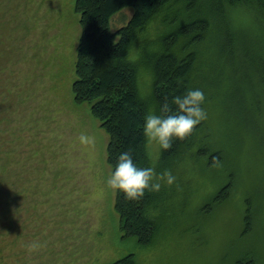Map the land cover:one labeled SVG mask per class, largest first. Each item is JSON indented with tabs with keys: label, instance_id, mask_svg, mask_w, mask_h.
Returning <instances> with one entry per match:
<instances>
[{
	"label": "rangeland",
	"instance_id": "rangeland-1",
	"mask_svg": "<svg viewBox=\"0 0 264 264\" xmlns=\"http://www.w3.org/2000/svg\"><path fill=\"white\" fill-rule=\"evenodd\" d=\"M75 7L76 0H0V182L9 185L1 192L10 195L12 215L4 263L110 264L133 255L136 264H264V92L255 70L231 66L217 41L222 26L187 49L196 55L190 84L204 93L207 119L172 163L159 167L161 148L148 147L152 168L171 170L176 184L153 192L156 233L142 246L123 238L116 191L106 186L109 135L91 105L75 101L82 32ZM124 13L114 19L117 29L131 17ZM162 19L151 21L131 61L146 45L149 53L160 50L176 27ZM226 25L236 44L245 38L264 47V31L245 13L231 11ZM185 45L180 40L176 52ZM141 65L139 95L154 113L149 66ZM81 133L94 136L95 146H82ZM217 156L221 166L213 168ZM34 242L45 246L29 253Z\"/></svg>",
	"mask_w": 264,
	"mask_h": 264
},
{
	"label": "trees",
	"instance_id": "trees-1",
	"mask_svg": "<svg viewBox=\"0 0 264 264\" xmlns=\"http://www.w3.org/2000/svg\"><path fill=\"white\" fill-rule=\"evenodd\" d=\"M176 4L182 5L181 11H170ZM75 8L82 32L77 45L73 93L76 103L91 105V114L109 135L107 163L111 172L119 155L129 150L138 167L152 168L143 133L149 106L138 91L139 67L145 68L142 63L149 66L151 74L150 102L154 113L161 115L160 108L165 102L175 112L172 100L193 90L190 73L196 55L187 49L202 43L213 26L217 29L222 26L223 31L217 39L220 50L231 58V66L237 62V66L243 64L245 68L250 66L252 71L255 70V80L264 92V47L251 45L245 38L236 44L231 29L226 27L229 13L234 10L245 13L264 31V0H76ZM125 11H131V17L117 29L114 19L124 16ZM159 16L163 17L164 23L176 27L161 38L160 50L149 53V45H146V53L137 61H131L135 43L144 36L151 21ZM180 40L186 45L178 54L176 45ZM199 126L186 140H174L171 149L161 148L159 167L174 162L184 148H191ZM5 182L4 179L0 182V216L6 221L2 227L4 220L0 219V264H5L3 231L12 217L11 213L7 216L10 195L1 192L9 186ZM229 188V184L222 188L215 201L222 200ZM154 207L152 191H146L139 201H129L124 193L116 191L115 209L120 216L123 238H136L140 245H150L156 233V223L151 216ZM110 264H136V260L133 255H128Z\"/></svg>",
	"mask_w": 264,
	"mask_h": 264
},
{
	"label": "clouds",
	"instance_id": "clouds-1",
	"mask_svg": "<svg viewBox=\"0 0 264 264\" xmlns=\"http://www.w3.org/2000/svg\"><path fill=\"white\" fill-rule=\"evenodd\" d=\"M204 102L205 96L201 90H189L183 96H176L172 100L175 112L167 102L160 108L161 115L150 112L143 127L148 147L156 144L163 150H169L174 140L183 141L189 138L197 125L207 119V113L202 108ZM78 141L84 147L95 146V137L85 133L79 135ZM211 166H221L218 157L213 158ZM162 184L169 187L176 184V177L171 170L165 169L157 174L154 168L138 167L134 163L131 150L119 155L114 171L106 180L109 189L124 193L129 201H139L146 191L159 192ZM44 246L34 242L27 245V251L37 252Z\"/></svg>",
	"mask_w": 264,
	"mask_h": 264
}]
</instances>
